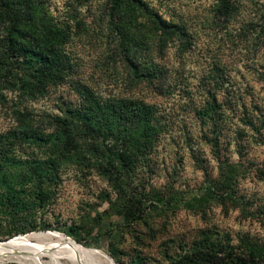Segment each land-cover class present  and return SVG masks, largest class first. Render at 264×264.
<instances>
[{
    "label": "rangeland",
    "instance_id": "1",
    "mask_svg": "<svg viewBox=\"0 0 264 264\" xmlns=\"http://www.w3.org/2000/svg\"><path fill=\"white\" fill-rule=\"evenodd\" d=\"M15 1L62 66L38 83L0 24L1 243L46 233L108 264L264 248V0Z\"/></svg>",
    "mask_w": 264,
    "mask_h": 264
},
{
    "label": "trees",
    "instance_id": "2",
    "mask_svg": "<svg viewBox=\"0 0 264 264\" xmlns=\"http://www.w3.org/2000/svg\"><path fill=\"white\" fill-rule=\"evenodd\" d=\"M126 1L137 3L134 0ZM121 7L122 0H112L110 11L119 10ZM17 11V2L15 0H0V24L5 32L2 53L17 60L20 57L22 63L25 64L31 62L35 64L36 62L33 66V72L37 74L35 78L42 85L58 79L60 75L58 71L61 70L60 67L62 66L58 47L62 36L50 30H39L30 23L29 19L21 18ZM149 16L156 17L151 12ZM157 23L163 31L166 29L164 22H159L158 20ZM36 42H40V44ZM105 129L109 131L107 126H105ZM19 135L18 138H31V134L23 131ZM63 140L65 144L67 136ZM36 141L37 143H44L39 139ZM1 142L6 146L9 145V140L6 136L1 137ZM44 178L42 170H37L35 182L38 181L36 184L39 187L43 183ZM27 179H29V175ZM5 200L11 205L18 201V198L8 196ZM263 259L264 248L223 246L213 250L196 248L186 251L176 257L174 264H260Z\"/></svg>",
    "mask_w": 264,
    "mask_h": 264
},
{
    "label": "bare ground",
    "instance_id": "3",
    "mask_svg": "<svg viewBox=\"0 0 264 264\" xmlns=\"http://www.w3.org/2000/svg\"><path fill=\"white\" fill-rule=\"evenodd\" d=\"M52 237L53 236L46 233H35L18 236L7 242H0V262L4 260H12L21 264H26L27 262L31 263L32 259L37 260L38 258H42L44 255L42 253L30 252V249L25 247L19 249H14V247L16 245L27 247L31 245L35 246L36 244H43L46 246L48 252L60 254L65 257L66 261L74 264H108L103 258L95 256V254L91 255L66 243H55L52 241ZM108 260L110 264H113L109 258Z\"/></svg>",
    "mask_w": 264,
    "mask_h": 264
},
{
    "label": "water",
    "instance_id": "4",
    "mask_svg": "<svg viewBox=\"0 0 264 264\" xmlns=\"http://www.w3.org/2000/svg\"><path fill=\"white\" fill-rule=\"evenodd\" d=\"M112 262V261H111ZM113 263V262H112Z\"/></svg>",
    "mask_w": 264,
    "mask_h": 264
}]
</instances>
